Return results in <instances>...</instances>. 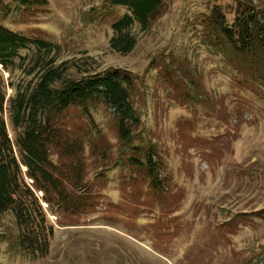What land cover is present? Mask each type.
Segmentation results:
<instances>
[{
	"label": "rangeland",
	"instance_id": "1",
	"mask_svg": "<svg viewBox=\"0 0 264 264\" xmlns=\"http://www.w3.org/2000/svg\"><path fill=\"white\" fill-rule=\"evenodd\" d=\"M160 1L113 40L124 5L0 0V25L25 41L0 63L11 141L18 98L49 69L56 88L116 72L136 115L128 145L100 93L54 115L48 158L60 194L46 185V202L36 191L52 227L47 251L25 254L2 212L0 264H264V48L231 49L214 16L234 26L252 7L256 25L264 0Z\"/></svg>",
	"mask_w": 264,
	"mask_h": 264
},
{
	"label": "trees",
	"instance_id": "2",
	"mask_svg": "<svg viewBox=\"0 0 264 264\" xmlns=\"http://www.w3.org/2000/svg\"><path fill=\"white\" fill-rule=\"evenodd\" d=\"M108 2L124 5L130 11L112 24L116 31V37L113 39L115 40L122 33V29L129 26L133 20L145 24L149 16L159 8L161 1ZM214 13L221 35L229 41L231 49L246 52L251 50V45L256 46V43L264 48V21L260 20V23L254 25L256 14L252 7L240 10L234 26L226 24L218 11L215 10ZM38 42L42 45V41ZM24 43L19 35L0 25V63L11 60L17 48ZM133 44V38L127 35L119 50L126 52ZM59 77L60 74L49 69L35 82L29 93L20 95L11 121L15 129L21 127V130H18L13 141L7 137L4 122L0 119V213L9 211L13 215L20 249L30 256L46 253L52 233V227L41 209L36 191H41V199L46 202L51 201L46 197V185L53 189L52 193L57 196L60 194L59 179L49 169L51 160L48 158V144L52 140V133L55 132L54 115L69 104L88 100L94 94L100 93L117 115L118 135L125 145L132 140L129 124L136 118L128 89L116 72L92 78L80 86L68 81L56 88L53 83ZM23 120L26 121L25 124ZM152 158L151 152L145 155L144 167L150 176H153L157 167ZM25 177L31 179V182L28 183Z\"/></svg>",
	"mask_w": 264,
	"mask_h": 264
}]
</instances>
